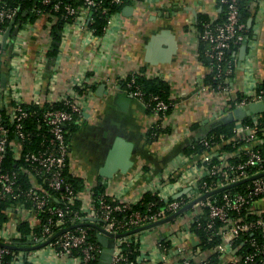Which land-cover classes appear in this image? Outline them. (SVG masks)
<instances>
[{
  "label": "built area",
  "instance_id": "built-area-1",
  "mask_svg": "<svg viewBox=\"0 0 264 264\" xmlns=\"http://www.w3.org/2000/svg\"><path fill=\"white\" fill-rule=\"evenodd\" d=\"M248 1L249 12L258 11L259 17L264 0ZM111 3L113 10L103 6V0H82L79 4L41 0V8L32 7L36 12L32 20L27 10L22 12L19 5L0 0V40L14 22L15 49L19 52L28 36L22 30L24 25L46 18L48 42L37 46L35 57L41 83L45 62L60 64L58 52L50 56L55 25L62 22L57 29L61 37L68 27L76 26L97 43L121 20L120 7L125 0ZM219 3L223 14L221 11L203 20L198 28L203 57L213 79L201 87L202 92L214 97L215 108L208 115L212 124L237 107L264 101V80L252 82L247 89L234 85L240 51L257 36L249 16L242 15V0ZM19 12L23 16L17 18ZM95 12L107 14L99 35L91 26ZM248 59L242 64L252 61ZM6 61L9 75L3 83L2 65ZM89 66L56 96L57 79L50 74L45 98L40 94L42 85H38L34 100L27 103L21 97L20 62L16 56L0 52V207L7 201V220L0 227V264L17 248L9 264L41 260L47 264H95L97 259L99 264L104 250L99 235L115 241L110 264H264V112L246 116L249 120H234L231 137L218 139L205 134L200 138L201 151H183L170 167L159 171L140 168L123 190L107 184L105 192H97V183L84 181L78 189L66 171L70 128L84 116L96 78L90 72L92 64ZM139 73L143 71H132L129 79L118 80H127V91L148 109L152 117L149 132L158 139L169 130L163 123L175 95L170 94L171 101L158 94L147 99L136 84ZM202 92L197 94L199 99ZM36 116L39 120L28 126ZM8 155L14 167L8 166ZM147 192L156 199L143 209L136 208ZM91 227L97 229L100 243L89 239Z\"/></svg>",
  "mask_w": 264,
  "mask_h": 264
},
{
  "label": "crops",
  "instance_id": "crops-1",
  "mask_svg": "<svg viewBox=\"0 0 264 264\" xmlns=\"http://www.w3.org/2000/svg\"><path fill=\"white\" fill-rule=\"evenodd\" d=\"M222 9L219 0H125L120 9L121 20L97 43L85 30L68 27L57 46L60 64L54 66L53 60H47L41 83L35 57L37 46L48 42L45 17L24 25L22 30L28 36L19 52L15 49L13 22L9 35L6 32L0 40V52L16 56L20 62L21 97L27 103L34 100L38 85H42L40 94L45 98L50 90V74L54 73L57 79L53 90L56 96L92 64L90 72L96 77L91 83L92 94L84 116L70 128L68 171L82 182L105 181L109 188L123 190L140 168L147 166L159 171L172 166L177 155L210 130L212 122L208 115L215 107L214 97L201 91L209 69L198 38L199 17L214 18ZM249 20L257 36L240 51L234 83L245 89L258 79L264 80V9L259 17L258 11L253 14L252 10ZM245 58L252 61L244 65ZM2 67L6 79L9 62ZM138 69L150 77L168 81L171 94L175 95L174 105L163 123L169 130L158 139L149 136L152 117L145 106L133 96L127 99L123 93L129 91L118 80ZM120 139L127 145V153L116 150L109 160ZM45 261L36 264H47Z\"/></svg>",
  "mask_w": 264,
  "mask_h": 264
},
{
  "label": "trees",
  "instance_id": "trees-1",
  "mask_svg": "<svg viewBox=\"0 0 264 264\" xmlns=\"http://www.w3.org/2000/svg\"><path fill=\"white\" fill-rule=\"evenodd\" d=\"M6 1L9 5H19V7L22 9V12L27 10L28 11L27 13L32 18V20H34V18L36 17V15H35L36 12L32 11L33 5H38L39 8H41L43 6L41 4V0H6ZM61 1H62V3L74 1L75 4H79L82 2V0H78V1H76V0H61ZM249 3L250 2L248 0H242L241 10H242V15L244 17H247L250 14L249 8H248L250 6ZM103 4H104L103 6H107L110 8L112 7L111 10H113V8H115L114 5L111 3V0H103ZM121 7H120V9H121ZM22 12H19V15L17 18H19L20 16H23ZM222 14H223V11H222ZM106 16H107L106 13L103 14V13H96V12L92 15L93 22L91 23V26H94L96 28L95 31H96V34H98V35L102 33V28L106 23ZM205 19H207L206 16L201 15L199 17V20H200L199 25ZM61 24H62V22L59 21L55 25V37L56 38H54L53 46L56 48L50 52V56H54L56 54V51L58 48L57 46H58L60 39H61V36L58 35L57 29H59L61 27ZM202 46H203V44H202ZM205 62H206V64H208V61L205 60ZM142 71H143V73H141V74L139 73L136 75V84L144 92L145 97H147V99H149L152 95L158 94V95L162 96L164 99L171 101V99H170L171 86L168 83V81H166L163 78L157 77V76L156 77H150L144 73V70H142ZM129 78H130V76L127 77V79H129ZM206 80L208 82L212 81L213 80L212 74H208L206 76ZM126 81L127 80L122 81V84L124 87H126ZM263 86H264V83H263ZM147 111H148V109H147ZM249 118L250 117H247L244 120H249ZM37 120H39L38 116H36L35 118L33 117L28 126H30V125L34 126V124L36 123ZM211 125L212 126H211L210 130L206 133L207 137H210L211 134H213L219 139V138H222L221 137L222 135L225 137H231L234 134V128H235V122L234 121L224 123V122L218 120ZM70 136H71V134H70ZM149 136H150V138H152L150 132H149ZM192 144L188 146L187 151H190V152L201 151L203 148L202 144L200 143V138L193 141ZM193 147H195V148H193ZM6 160H7L9 167L15 166V162L12 161L10 155H8ZM145 168H147V166ZM66 175L75 187H77L78 189L81 188V183H82L81 179H78V178L71 176L69 174V171H66ZM23 183H24V185L28 184L26 179H23ZM106 187H107V182L99 181L96 184L95 189L97 192H105ZM152 199L153 200L156 199L155 195L147 192L144 195V198L136 205V208H140V209L145 208L146 204L149 201H151ZM6 204H7V201L4 202L0 207V227L7 220V214H6L5 209H4L6 207ZM22 225H23L22 228L24 231L28 230L27 224L25 222L22 223ZM89 231H90V238L89 239L91 241L96 242V243H100L98 240V237H97V232H98L97 229L95 227H91L89 229ZM21 241L23 243L24 239H22ZM12 250H13L12 253L5 256L4 264H9L11 262V260L13 259V255L18 250V248L15 250L14 249H12ZM98 262H99V259H97L95 261V264H98Z\"/></svg>",
  "mask_w": 264,
  "mask_h": 264
},
{
  "label": "water",
  "instance_id": "water-1",
  "mask_svg": "<svg viewBox=\"0 0 264 264\" xmlns=\"http://www.w3.org/2000/svg\"><path fill=\"white\" fill-rule=\"evenodd\" d=\"M12 24H13V22H11L9 29L7 30L6 36L9 35ZM4 82H5V78H3V83ZM125 94L127 95L126 96L127 99H130L132 97L131 93H129V94L127 92L123 93V95H125ZM118 97H122V95H119ZM262 112H264V101H257V102H252L245 107H237L234 110L229 111L220 120L224 123H227V122H232V121L237 120V119H243L246 116H249L252 114H257V113H262ZM119 145H123L125 147H120ZM116 150H121V151L123 150L124 153H127L126 152L127 145L122 143L121 139L117 140L115 143L114 149L112 150V153L110 154L109 160H111L113 158V154L116 152ZM105 174L110 175L109 172H107ZM140 229L141 228H138V229H136V231H138ZM99 240L104 245V250L102 253V259H101L99 264H110L115 241L113 238H111L108 235H99ZM41 245H43V244H41ZM31 248H33V246Z\"/></svg>",
  "mask_w": 264,
  "mask_h": 264
}]
</instances>
